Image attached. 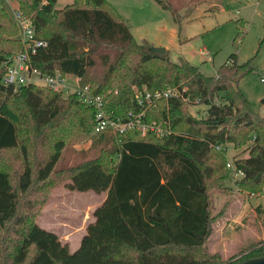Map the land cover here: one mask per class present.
<instances>
[{"label": "trees", "instance_id": "16d2710c", "mask_svg": "<svg viewBox=\"0 0 264 264\" xmlns=\"http://www.w3.org/2000/svg\"><path fill=\"white\" fill-rule=\"evenodd\" d=\"M13 1L46 43L31 56L33 68L75 77L118 122L141 111L137 92L176 90L178 97L147 108L144 120L167 126L172 116L177 133L93 135L95 110L78 96L61 97L34 85L4 86L8 58L24 46L0 0V154L17 151L22 159L18 172L12 159L0 158V264H241L264 257V244L236 260L206 245L214 178L228 181L240 172L235 191L264 189V116L238 87L253 71L250 62L239 64L231 54L215 77L206 76L183 59L174 63L167 53H150L106 0H73L59 10L57 0ZM155 2L180 24L170 0ZM218 96L220 103L214 104ZM195 104L209 105L205 117L187 112L186 106ZM87 138L92 156L56 171L63 151ZM246 142H251L248 156L233 159L231 171L227 145L237 149ZM62 181L72 192L105 195L73 252L35 220Z\"/></svg>", "mask_w": 264, "mask_h": 264}, {"label": "rangeland", "instance_id": "374dc122", "mask_svg": "<svg viewBox=\"0 0 264 264\" xmlns=\"http://www.w3.org/2000/svg\"><path fill=\"white\" fill-rule=\"evenodd\" d=\"M108 1L122 10L127 8L135 15L134 34L139 44L149 47L152 44L150 40L163 42L164 47L161 48L167 49L171 62L178 63L183 59L210 77L216 76L219 67L231 54L237 55L239 64L250 62L253 71L240 81L238 87L252 109L264 116V0H170L180 16V29L173 23L172 15L155 0ZM72 3L73 0H57L54 8L59 10ZM2 5L13 20V10L19 9L17 3L2 0ZM171 27L178 30L172 33ZM17 38L20 40L19 34ZM66 78L68 85L74 88L76 78ZM220 97L214 99V104L220 103ZM208 108L209 105L205 104L186 106L187 112L196 118L205 117ZM171 117L168 115L166 118L169 125L166 132L177 133L171 128ZM90 144L91 139L88 138L71 143L63 151L56 171L65 170L78 159L92 156ZM250 146L251 142L237 149L227 145V163L236 158H246ZM5 157L12 159L13 167L21 171L22 159L17 151L0 154V158ZM35 164L37 162L31 161V165ZM239 177L231 174L228 181L214 178L209 183L211 222L206 245L211 252L225 259L236 260L249 248H259L264 244V189L254 194L235 191L233 183ZM63 183L48 193L35 220L55 229L61 239L72 246L81 231L94 221L93 211L105 195L92 191L72 192ZM22 202L24 200L21 199L20 204Z\"/></svg>", "mask_w": 264, "mask_h": 264}, {"label": "built area", "instance_id": "2783aa9c", "mask_svg": "<svg viewBox=\"0 0 264 264\" xmlns=\"http://www.w3.org/2000/svg\"><path fill=\"white\" fill-rule=\"evenodd\" d=\"M13 20L18 26L20 41L24 49L21 52L12 54L8 58L6 73L2 80L4 86L15 88L20 85H34L47 88L61 97L70 95L78 96L80 101L95 110V125L92 129L93 135L107 131L123 134L126 131L132 130L141 132L143 136L147 133H154L157 137H164L170 134L166 132L167 126L162 123L145 122V111L159 100L178 97L176 90L166 89L154 93L139 91L135 99L138 106L141 107V111L138 114L128 113V120L125 122L114 121L105 112L102 100L92 95L88 87H79L77 79L75 81L76 86L72 88L66 82L67 78L63 77L60 73L45 75L33 68L30 63L31 56L36 53L38 48L45 47L46 43L36 38L32 21L21 15L18 10H13ZM227 167L231 171H234L233 163H227ZM234 175L241 176L242 174L239 172Z\"/></svg>", "mask_w": 264, "mask_h": 264}, {"label": "crops", "instance_id": "0c3cea01", "mask_svg": "<svg viewBox=\"0 0 264 264\" xmlns=\"http://www.w3.org/2000/svg\"><path fill=\"white\" fill-rule=\"evenodd\" d=\"M106 1H108V0H106ZM108 2H109V1H108ZM110 3H112V2H110ZM112 5L116 8V10L118 11V13L124 18V20L126 21V23L128 24V26L130 27V30H131V32H132L134 38L138 41V39L136 38V36H135V34H134V27H136V26H135V20H136L135 15H133V14H132L127 8H123V10H122L120 7H117L116 4H113V3H112ZM121 6H122V5H121ZM122 7H125V6H122ZM172 21H173V23L175 24V26L177 25V26L179 27V29H180V24L176 23V22L173 20V18H172ZM176 30H178L177 27H171V28H170V32H172V33L175 32ZM146 41H147V40H146ZM150 41H152V42H151L152 44H151L149 47H164V43H163V42H158V43H157V42H154L153 40H150ZM138 43H139V41H138ZM165 51H166V53H167V49H166V48H165ZM104 197H105V196H104ZM103 200H104V198H103ZM94 210H95V209H94ZM37 224H38V223H37ZM38 225H39V227H41V228L44 229V230L54 232V233L58 236L59 241H60L62 244H68L67 241L62 240L61 237L59 236V234H58L56 231H54L55 229H51V228H49V227H46V226L43 225V224H38ZM86 228H87V226H86ZM86 228H85L83 231H81V233H80V235H79L80 237H79L78 240H76L75 244L72 245V246H68L70 252H73V251H75V250L78 248L81 238L85 235Z\"/></svg>", "mask_w": 264, "mask_h": 264}, {"label": "water", "instance_id": "95a60500", "mask_svg": "<svg viewBox=\"0 0 264 264\" xmlns=\"http://www.w3.org/2000/svg\"><path fill=\"white\" fill-rule=\"evenodd\" d=\"M148 51L152 54L159 55V56H164L166 54L165 49L161 47H150ZM241 264H264V257L250 259Z\"/></svg>", "mask_w": 264, "mask_h": 264}]
</instances>
